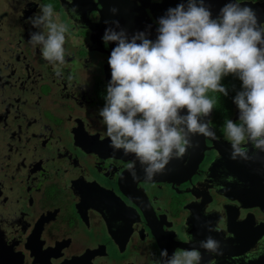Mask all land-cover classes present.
Returning a JSON list of instances; mask_svg holds the SVG:
<instances>
[{
  "label": "flooded vegetation",
  "instance_id": "af4514ba",
  "mask_svg": "<svg viewBox=\"0 0 264 264\" xmlns=\"http://www.w3.org/2000/svg\"><path fill=\"white\" fill-rule=\"evenodd\" d=\"M168 3L166 12L187 7V0H0V264H160L161 250L170 257L192 247L186 233L221 242L222 255L200 249L201 264H263L264 160L231 159L224 136L225 121L239 119L237 76L226 88L229 103L202 117L217 140L192 137L196 146L152 181L138 162L133 180L134 156L114 151L106 136L99 112L116 44L102 37L109 27L129 39L142 32L111 15L148 21L150 31ZM48 4L68 29L60 75L29 43L42 30L31 18ZM73 6L77 16L67 12ZM206 222L220 231L208 232Z\"/></svg>",
  "mask_w": 264,
  "mask_h": 264
},
{
  "label": "clouds",
  "instance_id": "9594fccd",
  "mask_svg": "<svg viewBox=\"0 0 264 264\" xmlns=\"http://www.w3.org/2000/svg\"><path fill=\"white\" fill-rule=\"evenodd\" d=\"M109 11L115 14L118 10ZM67 12L77 16L75 6ZM40 13L31 23L42 30L32 33L29 43L34 49L41 47L43 58L55 65L60 75L68 29L54 19L52 5L40 6ZM111 23L119 28L118 21ZM158 24L154 42L143 32L129 39L124 30L112 27L106 28L102 37L105 46L109 42L116 46L108 59L111 80L99 115L113 150L134 156L127 164L132 179H138L137 162L145 181H152L173 159H182L196 146L192 137L217 140L211 122L202 117L209 116L216 104L209 92L227 95L220 82L229 74L237 76L243 88L234 98L238 122L224 123L230 157L264 160L260 155L264 154V22H258L255 10L235 0L212 19L204 0H187L186 8L183 3L169 8ZM202 227L210 233L220 231L210 222ZM186 239L192 247L170 257L167 249L161 250L160 264H201L200 249L222 255L221 242L211 235L196 241L186 233Z\"/></svg>",
  "mask_w": 264,
  "mask_h": 264
},
{
  "label": "water",
  "instance_id": "95a60500",
  "mask_svg": "<svg viewBox=\"0 0 264 264\" xmlns=\"http://www.w3.org/2000/svg\"><path fill=\"white\" fill-rule=\"evenodd\" d=\"M230 2H235V0H230V1L229 0H204V5L208 8V10L210 12L212 9L215 11V14L211 15V18H215V17L220 16V10L227 3H230ZM240 3H244V4L251 6L255 10L257 16H259L258 17L259 20L264 21V0L263 1H255V2L240 1ZM167 6L170 7L171 6L170 3H168V5L161 8L165 12V14L162 15V17L165 16L167 13L166 9H165ZM111 16H113L115 19H117L120 22H125V23L129 24L130 26L134 27L137 30H141L142 32H145L146 36L149 39H151L152 41L156 40L154 37V32L158 33V31H157L158 28L156 26H151L150 31H148V28H144L145 26L148 25V21H140V20L131 18L129 15L125 16V15H122L120 13L115 14V15H111ZM259 175H260V173L256 174L255 177L258 178ZM261 188H262V191H261L262 204L261 205H262V210L264 212V182L262 183ZM262 233L264 234V224L262 226ZM263 264H264V262H263Z\"/></svg>",
  "mask_w": 264,
  "mask_h": 264
},
{
  "label": "trees",
  "instance_id": "16d2710c",
  "mask_svg": "<svg viewBox=\"0 0 264 264\" xmlns=\"http://www.w3.org/2000/svg\"><path fill=\"white\" fill-rule=\"evenodd\" d=\"M230 76H234V75L233 74H229V75H226V76L222 77V79H221L220 83L225 89L227 88L228 83H230V81L234 80V78H235V77H230ZM236 95L237 94H235V96ZM209 97L215 99L216 100V104L221 102L220 105H221L222 108H223V104L226 103V100L229 98L228 96H226L224 94H221V93H213V94L209 95ZM227 102H228V100H227Z\"/></svg>",
  "mask_w": 264,
  "mask_h": 264
}]
</instances>
